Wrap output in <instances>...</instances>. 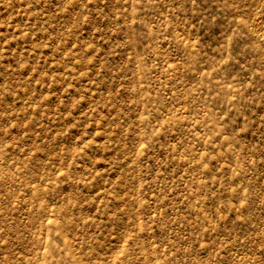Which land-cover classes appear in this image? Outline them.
Returning <instances> with one entry per match:
<instances>
[{
	"label": "rangeland",
	"instance_id": "1",
	"mask_svg": "<svg viewBox=\"0 0 264 264\" xmlns=\"http://www.w3.org/2000/svg\"><path fill=\"white\" fill-rule=\"evenodd\" d=\"M0 264H264V0H0Z\"/></svg>",
	"mask_w": 264,
	"mask_h": 264
}]
</instances>
